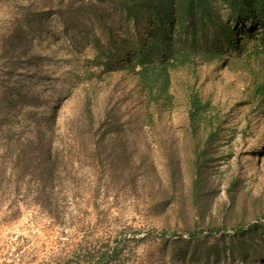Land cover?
I'll return each mask as SVG.
<instances>
[{"label":"rangeland","instance_id":"374dc122","mask_svg":"<svg viewBox=\"0 0 264 264\" xmlns=\"http://www.w3.org/2000/svg\"><path fill=\"white\" fill-rule=\"evenodd\" d=\"M32 1L0 0V95L17 87L0 108V264L110 248L105 264H264V228L247 230L264 225V51L201 64L195 78L172 71V102L160 106L130 67L89 61L92 37L131 49L120 12L64 28L49 0ZM191 85L215 115L195 134ZM29 135L57 155L53 171L18 155Z\"/></svg>","mask_w":264,"mask_h":264},{"label":"trees","instance_id":"16d2710c","mask_svg":"<svg viewBox=\"0 0 264 264\" xmlns=\"http://www.w3.org/2000/svg\"><path fill=\"white\" fill-rule=\"evenodd\" d=\"M45 1L38 0L42 4ZM36 2L29 3L27 9L31 10ZM48 4V7H54L53 12L64 28L74 24L77 18H89L102 24L114 11L120 12L122 28L130 38L128 46L131 45V49L123 51L121 48L120 52V46L127 42L125 38L119 43L104 45L92 37L95 53L89 61L95 67H102L103 71L109 67L122 68L121 64L130 67L147 100L160 106L172 102L173 94L169 92L172 71L183 68L195 78L201 64L219 58L227 63L230 55L236 58L243 53L250 55L264 51V0H49ZM130 24L132 32L128 30ZM24 42L14 45L13 51L17 55ZM117 53L120 58L116 57ZM16 88L14 83L3 87L0 108L14 102L11 95L16 94ZM189 89L187 120L192 134H195L199 125H213L214 107L209 100H203L192 85ZM257 92L264 95L263 83L257 86ZM37 136L25 137L18 155L23 156L24 162L32 164L38 154L46 162L44 168L53 171L57 155L39 144ZM27 167L22 166L23 171ZM247 227V230H256L264 225L251 222ZM214 229L209 224L204 230L196 229L190 234H210ZM114 254L110 248L73 263L61 261L57 264H91L93 261V264H105Z\"/></svg>","mask_w":264,"mask_h":264}]
</instances>
